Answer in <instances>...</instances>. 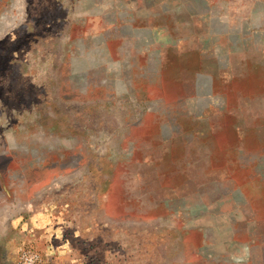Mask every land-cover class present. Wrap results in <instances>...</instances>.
I'll return each mask as SVG.
<instances>
[{
	"label": "rangeland",
	"instance_id": "374dc122",
	"mask_svg": "<svg viewBox=\"0 0 264 264\" xmlns=\"http://www.w3.org/2000/svg\"><path fill=\"white\" fill-rule=\"evenodd\" d=\"M125 2L0 0V264H264V0Z\"/></svg>",
	"mask_w": 264,
	"mask_h": 264
},
{
	"label": "crops",
	"instance_id": "0c3cea01",
	"mask_svg": "<svg viewBox=\"0 0 264 264\" xmlns=\"http://www.w3.org/2000/svg\"><path fill=\"white\" fill-rule=\"evenodd\" d=\"M117 1H122L125 2L123 0H117ZM129 1V2H128ZM131 1V2H130ZM190 0H155L154 2L150 1L151 3H147V1H140V0H127L125 2V4H120L121 6H126L128 11L127 14H133L134 17H137V19L142 18V20L144 18H146L148 16V13L146 12L148 10V8H152L155 7L158 9V12L156 14H150L152 16V18H155L154 20L156 21L153 25L154 29L156 30V34L155 37L156 39L159 40V42L163 43V45L159 48V51H157V53L160 55V57H166V55L169 54V52H167L168 48L166 47L167 45H175V47L171 50L172 54L171 55H176V56H187V55H191V56H198L201 54L200 50L203 49L201 48V46H197V47H190L188 45H190V41H195L193 44L202 40V39H206L203 36H200L199 34L196 33H185V32H176V34L173 35H168L165 28H161L163 23H165V21L167 20V18H169L172 14L175 18H177V16L179 17L180 14L184 15L183 13H185V10H181V12L178 9H182V7L185 8L186 4H188ZM205 4H207L206 7H213L211 6V3L209 2H205ZM120 5H116L117 7H119ZM115 6V5H114ZM116 7V8H117ZM113 8V7H112ZM103 10V9H102ZM111 11L113 12V10L111 9ZM104 12V10L102 11V13ZM136 12V13H135ZM139 18V19H140ZM176 23V20H175ZM156 27H159L156 29ZM144 30L146 29H134L130 30L131 33L134 34L135 31H140L141 34H136V36L138 38H140L141 36L143 37L144 34ZM147 31H150L149 29H147ZM151 31L154 32L153 29H151ZM208 37V36H207ZM183 70V68H182ZM185 70L187 71H191V72H198L197 69H191L188 70L185 68ZM202 78V77H200ZM198 226L195 225V227H189L187 229L190 231H193L194 229H197ZM198 230V229H197ZM2 236V234H1ZM207 255H209V251L207 249L206 251ZM208 259V258H207ZM7 263V262H6Z\"/></svg>",
	"mask_w": 264,
	"mask_h": 264
},
{
	"label": "built area",
	"instance_id": "2783aa9c",
	"mask_svg": "<svg viewBox=\"0 0 264 264\" xmlns=\"http://www.w3.org/2000/svg\"><path fill=\"white\" fill-rule=\"evenodd\" d=\"M42 256L33 249H24L19 257V264H42Z\"/></svg>",
	"mask_w": 264,
	"mask_h": 264
}]
</instances>
